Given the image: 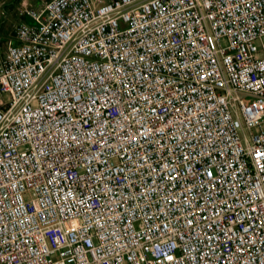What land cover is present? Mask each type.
<instances>
[{"label":"built area","instance_id":"1","mask_svg":"<svg viewBox=\"0 0 264 264\" xmlns=\"http://www.w3.org/2000/svg\"><path fill=\"white\" fill-rule=\"evenodd\" d=\"M0 46V264H264V0H50Z\"/></svg>","mask_w":264,"mask_h":264},{"label":"rangeland","instance_id":"2","mask_svg":"<svg viewBox=\"0 0 264 264\" xmlns=\"http://www.w3.org/2000/svg\"><path fill=\"white\" fill-rule=\"evenodd\" d=\"M28 8L37 6V0H25ZM41 1V0H40ZM43 1V0H42ZM50 0H44L48 2ZM24 0H0V46L4 49L6 42L12 37L16 27L27 22V18L21 16Z\"/></svg>","mask_w":264,"mask_h":264},{"label":"crops","instance_id":"3","mask_svg":"<svg viewBox=\"0 0 264 264\" xmlns=\"http://www.w3.org/2000/svg\"><path fill=\"white\" fill-rule=\"evenodd\" d=\"M46 3L44 2V0L40 1V0H37V6L35 8H32V9H39L43 6V4ZM22 7L23 8H28V5H27V2L24 0V2L22 3ZM29 9V8H28ZM31 9V8H30ZM23 10V9H22ZM26 18V17H25Z\"/></svg>","mask_w":264,"mask_h":264}]
</instances>
